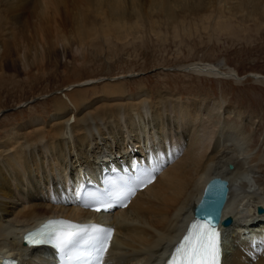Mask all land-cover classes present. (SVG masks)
Returning a JSON list of instances; mask_svg holds the SVG:
<instances>
[{"label":"bare ground","instance_id":"obj_1","mask_svg":"<svg viewBox=\"0 0 264 264\" xmlns=\"http://www.w3.org/2000/svg\"><path fill=\"white\" fill-rule=\"evenodd\" d=\"M182 15H196L191 30ZM236 18L240 31L249 21L260 28L264 0H0V91L55 71L77 74L87 62L102 61L97 54L103 49L109 60L118 45L141 43V32L163 42L161 26L176 40L200 30L233 35ZM221 67L196 64L190 71L240 80ZM78 76H66L62 95L49 100V118L29 115L0 135V259L50 264L45 247L20 246V232L47 218H92L114 229L109 264H163L206 183L218 177L230 188L221 211V219L231 220L222 230L228 232L221 264H264V213H255L256 207L264 209V175L231 147L236 130L227 135L223 128L213 137L216 101L184 102L165 90L144 96L141 85L130 98L120 79L98 84ZM1 107L0 100V116ZM144 110L150 114L147 124ZM165 127L171 138L165 139ZM133 157L163 163L154 182L124 210L102 217L82 209L81 179L97 182L101 167H119Z\"/></svg>","mask_w":264,"mask_h":264},{"label":"rangeland","instance_id":"obj_2","mask_svg":"<svg viewBox=\"0 0 264 264\" xmlns=\"http://www.w3.org/2000/svg\"><path fill=\"white\" fill-rule=\"evenodd\" d=\"M226 7L225 14L228 11ZM210 12L212 17L217 15L216 9ZM182 16L190 26L187 29L191 30L193 23L197 22L196 15ZM239 19L231 22L232 30L236 32L233 35L212 36L200 30L198 33L193 31L188 38L176 40L171 32L161 26L165 39L162 42L157 41L154 35L146 37L144 32H141L140 37H144L141 43L130 44L125 48L118 45V53L114 56L111 54L109 60L106 59L109 55L103 53L104 49L100 51L97 55L100 54L99 58L103 62H87L77 72L79 80L101 84L102 80L107 82L120 79L119 81L127 83V95L130 98L135 96L136 86L141 85L146 89L144 96L146 93L165 90L176 93L184 102L216 101L213 109L217 111L212 114L211 123L213 137L216 138L223 128L225 130L221 133L227 135L229 130H236L238 138L234 137L236 140L231 147L246 155L247 159H252L251 166L257 175H264V82L252 78V75L264 77V25L258 28L256 21H249L240 31ZM218 62L222 64L220 72L228 74V71H233L240 80L214 78L203 74L198 76L194 75V71H190V67L196 64L218 66ZM77 74L66 69L62 73H48L29 83L7 85V89L0 91V135L17 122L27 119L29 115L49 118L52 114L49 100L62 95L66 89V76L73 79ZM153 99L152 95L151 100ZM143 116L147 124L146 119H150L149 111L144 110ZM163 125L167 126L165 123ZM163 133L165 139L167 136L171 138L167 128ZM218 140L221 141L220 136ZM246 239L247 237L244 242Z\"/></svg>","mask_w":264,"mask_h":264},{"label":"snow or ice","instance_id":"obj_3","mask_svg":"<svg viewBox=\"0 0 264 264\" xmlns=\"http://www.w3.org/2000/svg\"><path fill=\"white\" fill-rule=\"evenodd\" d=\"M151 174L145 170L135 180L138 183L132 186L124 181L123 185H116L115 191L110 195L121 202L127 198L140 184L151 182ZM212 182L205 191V197L200 205L194 209L198 215L189 225V229L181 242L175 247L171 258L166 264H221L223 254L221 234L217 223L220 213L216 207V198L213 192ZM85 207H92L85 204ZM114 205L99 201L96 211L101 208L107 211ZM121 206H124L121 203ZM112 229L99 224L79 225L70 221L50 220L38 229L29 233L25 241L29 246L50 245L62 256V264H103V256L111 239ZM84 246H87L88 254L95 253L91 261L82 260Z\"/></svg>","mask_w":264,"mask_h":264},{"label":"water","instance_id":"obj_4","mask_svg":"<svg viewBox=\"0 0 264 264\" xmlns=\"http://www.w3.org/2000/svg\"><path fill=\"white\" fill-rule=\"evenodd\" d=\"M228 168L231 169V166H228ZM256 213L257 214L263 213V209L260 207H256ZM221 224L222 226H228L230 224V218H225L224 220H222Z\"/></svg>","mask_w":264,"mask_h":264}]
</instances>
